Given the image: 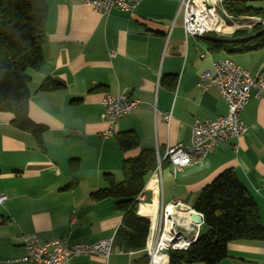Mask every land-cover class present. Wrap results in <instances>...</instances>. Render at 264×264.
<instances>
[{
    "label": "crops",
    "instance_id": "0c3cea01",
    "mask_svg": "<svg viewBox=\"0 0 264 264\" xmlns=\"http://www.w3.org/2000/svg\"><path fill=\"white\" fill-rule=\"evenodd\" d=\"M129 1L137 3L134 10L103 15L82 0H46L44 63L40 70L27 71L29 117L45 127L42 145L14 126L13 114L0 112V195L7 197L0 202V264H32L16 261L27 254L19 240L23 234H37L42 243L65 237L71 245L114 237L108 260L77 256L71 264H141L145 249H129L117 238L123 213L115 200L96 202L91 194L108 187L105 175L121 182L126 159L142 150L163 157L168 146L191 143L196 120L228 113L218 88L202 77L214 59L232 58L264 77V48L214 53L208 41L213 35L188 36L181 0ZM223 11L221 6L225 17ZM251 18L256 17L225 18L217 34L252 30L256 22ZM47 79L62 88L41 90ZM123 91L140 105L104 137L109 124L101 118L103 98ZM242 119L248 131L240 138L177 173L166 163L148 176L137 213L150 221L149 234L174 202L177 218L189 221L202 190L229 169L254 198L264 223V97H251ZM125 132L136 134L138 148H120L118 139ZM217 264H264V240L230 243L228 257Z\"/></svg>",
    "mask_w": 264,
    "mask_h": 264
},
{
    "label": "trees",
    "instance_id": "16d2710c",
    "mask_svg": "<svg viewBox=\"0 0 264 264\" xmlns=\"http://www.w3.org/2000/svg\"><path fill=\"white\" fill-rule=\"evenodd\" d=\"M252 0H221L222 8L234 18L258 17L264 19V9L251 5ZM46 0H0V112L14 115L15 127L35 135L40 146L45 127L29 117V69L40 70L45 59ZM209 41L214 53H248L264 48V25L249 30H236L230 37L217 33ZM62 86L47 79L41 86L44 91H56ZM120 148L129 151L139 147L134 132L119 136ZM169 163L167 160L162 165ZM161 165V166H162ZM158 167V155L142 150L123 163V180L115 182L105 175L108 187L91 194L99 202L113 199L123 213L117 238L126 247L144 250L149 236L150 221L137 213L138 196L148 176ZM203 215L205 231L186 250H170L168 264H217L228 257V246L235 241L264 240V223L258 206L234 170H226L206 186L194 207ZM144 254L141 264H148Z\"/></svg>",
    "mask_w": 264,
    "mask_h": 264
},
{
    "label": "built area",
    "instance_id": "2783aa9c",
    "mask_svg": "<svg viewBox=\"0 0 264 264\" xmlns=\"http://www.w3.org/2000/svg\"><path fill=\"white\" fill-rule=\"evenodd\" d=\"M95 11L109 15L114 9L132 11L137 3L129 0H82ZM184 10V28L188 36L208 35L220 33L224 19L236 21L232 15L224 12L223 17L217 8L213 10V22H206L204 6L207 3H216L211 0H181ZM221 8V7H220ZM244 22V21H243ZM237 23V22H236ZM256 25H264V19L256 17ZM255 26V25H252ZM210 84L216 86L228 106V113L216 119L196 120L191 125V143L168 146L164 156H158V167L167 160L177 173L183 168L198 162L224 142L240 138L248 131V125L242 119V112L251 97H264V77L261 73L252 74L232 58H217L212 62V68L202 74ZM103 112L101 118L109 124L103 135L108 137L114 134L115 123L124 115L134 112L140 101L131 98L126 91L118 95L106 94L103 98ZM170 117V116H169ZM237 151V146L235 147ZM142 194V193H141ZM138 196V199L141 197ZM0 195V202L6 200ZM178 202L169 205L162 214V222L155 225L154 233L148 236L145 251L149 256L148 264H154L158 253H165L161 264L169 263L170 250H186L197 238H190L185 244L178 242L183 239L181 231L171 230L169 221L171 211L176 209ZM0 222L3 219L0 218ZM201 227V226H200ZM170 238L164 245V239ZM27 254L16 261L32 264H71L77 256L100 257L108 260L115 242V238L102 240L94 244H70L65 237L42 243L37 234H23L19 237Z\"/></svg>",
    "mask_w": 264,
    "mask_h": 264
},
{
    "label": "bare ground",
    "instance_id": "6f19581e",
    "mask_svg": "<svg viewBox=\"0 0 264 264\" xmlns=\"http://www.w3.org/2000/svg\"><path fill=\"white\" fill-rule=\"evenodd\" d=\"M199 2L203 0H198ZM211 1H218V0H211ZM221 2V0H219ZM216 5V3H207L204 6V13H205V19L206 22H213V10L214 7ZM249 20H252L251 22H256V18H251ZM242 24V22L240 23ZM231 27V26H228ZM225 27H221V29H224ZM204 36V35H201ZM190 210V209H189ZM188 210V211H189ZM179 212V210L174 209L171 211V219L169 221L171 230L173 231H181L183 233V239L181 241H179L178 243L181 244H185L187 243L190 238H197L200 234V226L203 224H199V223H191V219L189 218V221L187 222H181L178 218H177V213ZM200 214L202 217L203 215L201 213ZM187 215V214H186ZM184 216V215H183ZM186 217V216H185ZM186 219V218H185ZM170 238H168V236L165 237L163 244L166 245L167 241H169ZM165 257V253H158L155 256V260H154V264H161L162 260Z\"/></svg>",
    "mask_w": 264,
    "mask_h": 264
},
{
    "label": "rangeland",
    "instance_id": "374dc122",
    "mask_svg": "<svg viewBox=\"0 0 264 264\" xmlns=\"http://www.w3.org/2000/svg\"><path fill=\"white\" fill-rule=\"evenodd\" d=\"M220 3L221 2H219V0L216 1V5L214 7H216L217 11L221 14L222 12H221V8H220L221 7ZM250 3H251V5H253L256 8L264 9V0H252ZM221 15L223 16V14H221ZM251 32H252V30H249V33H251Z\"/></svg>",
    "mask_w": 264,
    "mask_h": 264
},
{
    "label": "water",
    "instance_id": "95a60500",
    "mask_svg": "<svg viewBox=\"0 0 264 264\" xmlns=\"http://www.w3.org/2000/svg\"><path fill=\"white\" fill-rule=\"evenodd\" d=\"M189 217H190L192 223H199V224L203 223V217L200 214H198L197 211H195L193 209L190 210Z\"/></svg>",
    "mask_w": 264,
    "mask_h": 264
}]
</instances>
